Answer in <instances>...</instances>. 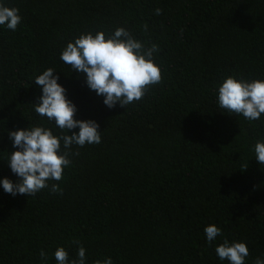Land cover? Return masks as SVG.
<instances>
[{"label":"trees","instance_id":"16d2710c","mask_svg":"<svg viewBox=\"0 0 264 264\" xmlns=\"http://www.w3.org/2000/svg\"><path fill=\"white\" fill-rule=\"evenodd\" d=\"M0 3L22 17L15 31L0 25V180L21 179L8 163L18 150L10 131L79 132L35 112L42 86L34 80L48 68L76 106L75 119L94 120L101 132L99 144L73 145L63 179L35 195L13 196L0 185V264H57L58 247L71 262L81 246L85 264H230L215 251L225 239L247 245L245 264L264 260V164L255 154L264 114L250 121L217 100L228 76L264 80V0ZM118 27L158 45L162 81L140 101L109 108L60 56L81 34ZM213 224L222 234L209 242L204 228Z\"/></svg>","mask_w":264,"mask_h":264},{"label":"clouds","instance_id":"9594fccd","mask_svg":"<svg viewBox=\"0 0 264 264\" xmlns=\"http://www.w3.org/2000/svg\"><path fill=\"white\" fill-rule=\"evenodd\" d=\"M155 12L160 15L162 9L157 8ZM21 22L18 8L0 3V25L15 31ZM144 27L146 30L147 25ZM159 50L158 45L153 43L146 47L128 30L118 27L111 35L103 31L81 34L66 45L60 59L73 70L86 74L88 87L104 97L106 106L113 108L119 102L126 108L140 101L150 86L162 81L161 67L154 59V54ZM55 72L48 68L35 77L34 83L42 86L40 102L34 104L35 112L50 121L54 120L62 131L67 130L68 133L79 128V132L57 136L43 126L10 131L9 139L18 150L10 154L8 163L11 171L21 179L13 183L4 178L0 180V185L13 196H33L48 188L49 181H61L64 169L70 164L69 155L73 145L83 147L101 143V132L96 121L75 119L77 108L67 99L66 89L58 83L59 77L54 75ZM217 100L218 106L229 113L243 115L250 121L258 120L264 114V80H237L228 76L218 87ZM71 154L79 155V152ZM255 154L256 160L264 164V142L256 143ZM51 191L60 192L59 184L53 183ZM204 232L209 242L222 234V230L214 224L205 227ZM215 251L221 260H227L230 264H245L249 255L244 242L229 243L226 239ZM40 256L46 261L45 252L41 251ZM54 256L57 264H85L86 250L83 246L79 247L78 260L71 262L63 247H58ZM96 264H113V261L106 258L96 261ZM255 264H264V260L258 258Z\"/></svg>","mask_w":264,"mask_h":264}]
</instances>
